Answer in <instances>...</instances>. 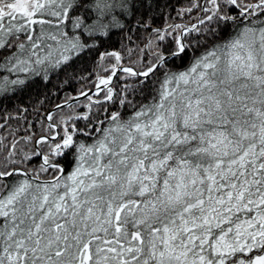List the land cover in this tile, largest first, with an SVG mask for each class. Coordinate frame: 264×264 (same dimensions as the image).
<instances>
[{"label":"snow or ice","instance_id":"1","mask_svg":"<svg viewBox=\"0 0 264 264\" xmlns=\"http://www.w3.org/2000/svg\"><path fill=\"white\" fill-rule=\"evenodd\" d=\"M158 7L0 0V264H264V0Z\"/></svg>","mask_w":264,"mask_h":264},{"label":"trees","instance_id":"2","mask_svg":"<svg viewBox=\"0 0 264 264\" xmlns=\"http://www.w3.org/2000/svg\"><path fill=\"white\" fill-rule=\"evenodd\" d=\"M186 2L187 0H158L159 7L156 8L153 13L154 25L163 26L165 24L166 18L169 16L175 17L176 10L183 7ZM176 22L184 23L188 21L187 20L182 21L179 18H177ZM143 39H144L143 32L138 34L134 33L133 43L129 44L127 40H125L124 43L129 47L135 48L137 45H142ZM119 41H120L119 36L113 37V41L101 47L100 51H105V50L111 51L113 50V48L120 49ZM97 57H98V53H92L90 57H86L84 62L78 65L79 69L83 72L85 76H87L89 73L92 74L91 75L92 80L95 79L96 72L99 71L95 69V62L97 60ZM100 74L102 75L103 72L100 71ZM61 79H63V76H61ZM53 82L55 83V81ZM82 85L83 87H85V89L90 86V84L84 81H80V82L74 81L71 89H66V91H72L74 93L75 89L80 88ZM51 88L52 85L51 84L48 85V89ZM45 91L46 89H44L43 86H38L21 95L19 99L14 97L11 101L5 102L3 105H0V114H3L5 111L13 112V114H15L13 110L18 104L25 106L32 105L35 101L43 97ZM64 94L65 93H60V96L62 97ZM81 101H83V99ZM56 102H59V100L54 99L52 102L49 103V106H51L52 103H56ZM31 111L32 109L31 107H29V119H34V117L31 115ZM12 123L13 126H15V121H12Z\"/></svg>","mask_w":264,"mask_h":264},{"label":"rangeland","instance_id":"3","mask_svg":"<svg viewBox=\"0 0 264 264\" xmlns=\"http://www.w3.org/2000/svg\"><path fill=\"white\" fill-rule=\"evenodd\" d=\"M83 99V97L82 98H80V100H82Z\"/></svg>","mask_w":264,"mask_h":264},{"label":"water","instance_id":"4","mask_svg":"<svg viewBox=\"0 0 264 264\" xmlns=\"http://www.w3.org/2000/svg\"><path fill=\"white\" fill-rule=\"evenodd\" d=\"M82 98V97H81Z\"/></svg>","mask_w":264,"mask_h":264}]
</instances>
